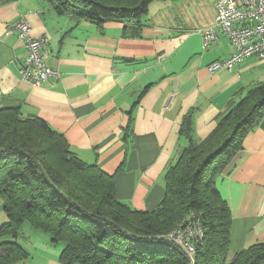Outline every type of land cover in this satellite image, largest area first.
I'll use <instances>...</instances> for the list:
<instances>
[{"label": "crops", "instance_id": "1", "mask_svg": "<svg viewBox=\"0 0 264 264\" xmlns=\"http://www.w3.org/2000/svg\"><path fill=\"white\" fill-rule=\"evenodd\" d=\"M216 2L159 0L139 20L101 25L62 13L51 0L0 2V109L43 119L84 163L114 177L118 201L153 211L167 169L189 145L184 120L191 118L193 139L203 141L231 104L264 83V60L256 57L233 71H208L232 54L226 36L205 49L199 34L215 24ZM19 20L29 22L33 38L49 39L45 58L57 79L35 86L22 78L27 50L8 29ZM216 187L231 211L232 259L264 242V114ZM7 223L0 198V228ZM24 226L17 242L28 257L9 264H64L63 244Z\"/></svg>", "mask_w": 264, "mask_h": 264}, {"label": "trees", "instance_id": "2", "mask_svg": "<svg viewBox=\"0 0 264 264\" xmlns=\"http://www.w3.org/2000/svg\"><path fill=\"white\" fill-rule=\"evenodd\" d=\"M9 0H0V2ZM96 24L139 20L159 0H51ZM264 114V83L231 104L205 140L192 137L165 174V195L153 211H136L117 200L114 177L84 163L65 137L19 108L0 109V198L8 223L0 228V264L28 253L18 244L23 225L51 236L64 248V264H192L167 236L194 217L204 238L195 264H264V242L229 259L232 216L216 179L232 164L245 135Z\"/></svg>", "mask_w": 264, "mask_h": 264}, {"label": "built area", "instance_id": "3", "mask_svg": "<svg viewBox=\"0 0 264 264\" xmlns=\"http://www.w3.org/2000/svg\"><path fill=\"white\" fill-rule=\"evenodd\" d=\"M215 7V24L199 30L203 46L211 48L224 35L229 40L232 54L227 59L210 64L208 71L212 74L222 69L233 71L238 64L253 57L264 60V0H217ZM8 29L18 34L27 50L20 69L25 81L41 86L51 78L59 77V72L50 67L45 58L48 38H33L31 25L25 20L13 22ZM203 238L200 222L193 216L167 236L184 251L192 264L196 263L197 246Z\"/></svg>", "mask_w": 264, "mask_h": 264}, {"label": "rangeland", "instance_id": "4", "mask_svg": "<svg viewBox=\"0 0 264 264\" xmlns=\"http://www.w3.org/2000/svg\"><path fill=\"white\" fill-rule=\"evenodd\" d=\"M25 226H24V231H25V229H31V230H33V228L30 226V224L29 223H25L24 224ZM34 231V230H33Z\"/></svg>", "mask_w": 264, "mask_h": 264}]
</instances>
